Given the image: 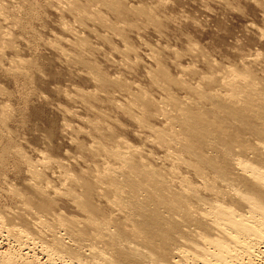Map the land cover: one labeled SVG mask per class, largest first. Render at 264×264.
Wrapping results in <instances>:
<instances>
[{"label":"bare ground","instance_id":"bare-ground-1","mask_svg":"<svg viewBox=\"0 0 264 264\" xmlns=\"http://www.w3.org/2000/svg\"><path fill=\"white\" fill-rule=\"evenodd\" d=\"M145 1L132 0V3L127 0H57L54 4L60 12L59 14L63 13L64 15L66 8L68 12L71 10L81 25L85 23L87 26V22L91 20L90 22H99L103 27L113 30V33L123 41L125 49L121 50L118 46L115 48L113 41V44H110L112 37L106 38V35L102 37L109 43L110 48L113 45L114 50H120L122 58L120 64L128 66L130 60L128 58L136 52L134 46L130 44L129 33L125 32L122 23L129 24V28H133V26L138 28L139 20L145 23L146 21L151 22L158 27L164 26L163 22L160 24L161 18L159 17L160 8L165 9L166 5L163 7V2L158 3L162 0H155L162 7L155 3L151 5L148 2L149 5ZM252 1L256 2L257 6L263 10L261 11L264 16V0ZM103 7L112 14V17L114 15L113 18L116 20L107 19L106 13L104 14L103 9L101 10ZM162 12L166 13V11ZM9 18L7 3L0 0V19L6 21ZM175 20L173 22L177 23L178 19ZM64 22L68 23V21ZM9 23L12 26L9 27L6 24L7 27H5L4 23L0 24V59L3 60L2 46L14 43L10 37L12 32H15L12 31L14 30L12 27H15L16 24L17 28L21 27L17 20L9 21ZM65 23L62 24V28L63 31L66 29L67 34L72 38L69 39L75 45L74 48L72 47L73 52L68 51V48L65 49V46L62 45L64 42L59 41V38L58 41L62 43L58 45L57 41V47L55 43H51L52 40L50 41L52 46L56 47L62 61L75 67L79 66L78 68L87 67L90 72L87 73L89 71L87 70L86 73L89 74L91 82L94 81L95 85L100 83L102 88L99 90L106 93L105 99H102L103 102H110L113 108L121 110L127 117L130 116L129 120L134 121L135 119L146 132L148 130L150 134L143 136L144 139L146 138L145 143L152 142L151 144L160 146L164 150V154L159 156V163H157L154 161V150L152 154V150L147 151L148 148L141 149L143 146L141 148L134 147L126 137L125 139L123 136L121 137L123 134H116L115 131L110 130L106 124L107 113L104 115L97 113L96 106L92 104L88 95L81 93L79 88V92L84 96V108L86 111L95 112L93 116H96V120H93L95 117L93 118L91 115L93 122L89 118V123L93 130L92 135L96 134L98 137L94 138L95 145L89 147L85 143L78 142V147L80 146L83 150L89 148V152L94 157L99 153H104L108 159L116 160L119 166L107 165L105 162L106 164H104L107 166L101 169L98 166L93 168V166H89L91 163H88V169L81 170L79 168L80 171L75 173L64 170L67 166L64 163L66 161L58 160L57 162L54 159L55 164L60 167L59 171L62 172L58 176L61 177L59 180L66 187L59 190L53 186L55 184L51 183L53 179H57V175H53L56 177L52 180L50 179L52 174L49 175L55 167V164L54 167L50 165L53 159L51 160V157L48 159L47 155H44V158L41 157L45 171L41 170V167L37 166L40 161L30 158L23 151L24 148H16L12 151L13 149L10 147L16 142H12L13 136L9 137L8 128H6L8 131H5V128L0 127V160L5 162L6 156L10 155L8 153L15 152L21 162L23 161L29 166L31 173V179L28 178L31 182L25 183L28 185L26 187L30 186V192L22 191L19 187H14L12 190L17 199L14 200L19 202L18 208H15L19 210L11 209V211L6 206L10 213L4 212V210L0 211V229L6 230L8 235L5 236V239L6 237L13 238L19 244V249L17 248L19 253L17 254L11 251H2L0 264H264V81L262 77L257 76L258 71L253 66L254 63H257L255 58L248 60L249 57L244 60L243 71H238L232 65L226 66L217 61V64L211 62L209 66L216 67L215 72L211 76H207L202 71L201 74L206 76L200 75L202 76L200 80L193 83L194 80L191 81L192 78H189L188 75L193 77L200 74L197 66L184 68L180 63L181 57H179V61L176 60L177 58L172 61L173 58H171L172 65L185 75L187 74V78H182V75L179 76L182 74L181 72L177 76L170 71L168 63L166 64L167 58L165 59L164 55H161V50H155L157 54L155 60L153 59L155 65H151L145 76L149 79L150 85L157 87L161 92L156 98L149 90L142 89L140 84L137 86L138 82L135 81L134 85L132 81L125 80L124 77L129 73L121 79L118 77L114 79L99 68L93 63L92 58L85 55L87 53L84 54L86 50L92 52L93 45L85 40V36H82L85 38L82 39L78 31H74L73 24V28L69 29V25L66 27ZM149 23L148 26H151ZM23 27L24 25L20 29ZM157 31V33H161V29ZM162 32L164 31L162 30ZM96 35L100 37L101 34ZM190 40L188 42L190 48L186 47L189 49L186 52L190 51L189 53L194 59V56H200L202 47ZM70 41L69 43H71ZM165 45L163 46L165 47ZM174 49L177 51L176 48ZM174 49L170 50L172 54ZM178 52L177 56H180L182 53ZM196 52L197 54H194ZM17 54L11 58V63L13 65L15 63L16 66L13 67L10 64L7 68V64L4 62L0 65L1 74L8 73L10 67H12L11 70L13 68L20 69V73L25 69L23 72L27 73L26 68L28 67L24 64V59ZM90 54L92 55V53ZM138 56H135L136 59L134 58L137 62L140 61ZM5 68L8 71L4 70ZM36 69L34 70L36 71ZM218 70H220L221 76H218ZM205 79L212 82L204 83ZM213 82H217L216 85H219L220 88L213 87ZM203 84L206 86H202ZM117 92L127 96L128 101H114L115 104L113 100H116L115 93ZM3 94L0 87V97ZM4 96L0 98L3 99L0 101V111L8 109L4 105L6 103ZM209 102L211 105H208ZM101 108H98L99 111ZM136 109L141 111L140 115ZM2 114L10 115V111L0 114V121L4 124L5 119ZM4 125L7 127L6 123ZM110 127L112 129V126ZM72 129L74 131V128ZM148 137L149 139H147ZM4 138L12 145L5 144L2 141ZM108 141L114 143L110 145ZM128 150H131L133 154L129 155L130 151ZM96 159L98 158H95V161ZM126 165L129 169L127 174L122 172ZM50 168L53 170L50 171ZM120 174H124V177ZM176 174L182 176L183 184L180 187L177 185V187H173L170 184L171 176ZM166 186L170 188L168 193H165L169 189L164 188ZM144 189L149 195L147 197L155 203V207L161 209L154 211L153 217L140 208L142 201L139 199L142 198L138 199L137 194L140 195L139 190ZM133 190L135 191L132 192ZM64 205L68 207L73 205L75 210L72 212L70 207L69 210L63 208ZM82 213H86L85 218H83L84 215L81 216ZM58 229H61L62 233L65 230L66 234L70 230L69 239L65 240L66 234L64 238L61 237L62 233L57 234ZM1 234L3 235V233ZM87 241L89 243H86ZM105 241H109L108 244L113 243V246H108ZM86 244L88 245L85 246ZM37 253L45 257L43 262L40 257H37Z\"/></svg>","mask_w":264,"mask_h":264},{"label":"rangeland","instance_id":"rangeland-1","mask_svg":"<svg viewBox=\"0 0 264 264\" xmlns=\"http://www.w3.org/2000/svg\"><path fill=\"white\" fill-rule=\"evenodd\" d=\"M50 1L51 0H48V1L47 0H27V1L26 0H4V2L7 3V14H9L10 18H9V20H6V21L4 19H0V24L4 23L5 27L12 26L9 23V21L14 22V20H17L18 25L21 24L20 25L21 27L24 25L23 29H20L21 27H19V26L17 28V24L15 27H12V29H14L12 31H15V32H12V35H10V37L14 43H13V45L4 44L2 46L1 50H3L2 56L4 57V60L2 58L0 59V65L4 64V62H5L7 64V66H6L7 68H9L8 66H10V64L13 67H15L16 66L15 63H14V65H13V63H11V58L14 57V54L16 55V53H18L20 55V58L24 59V61H25L24 64L26 65V67L29 68V69L26 68V70H28L27 73H25L26 71L23 72V70H25V69H23V70L21 69L22 73H20V69L18 70L16 68H13L11 70L12 67H10V69H8L9 71L7 70V68L4 69V70H7L8 73H4V74L0 73V87L2 89V92L4 93L3 95H5L3 98H5L4 100L6 102V103H4V105L6 106V108H8L4 111H0V114L5 112V111H7V113L10 111V115L5 114L6 116H9L8 118L2 114L3 119H5L4 124L6 123L7 127L1 121H0V127L5 128V131H8V129H9V131L11 133L10 134L8 132L9 137L13 136L12 139H14V140H12V142L13 143L16 142V143H14L15 145H12V143L10 144V143L6 142L5 138L2 141L5 142V144H7V145H9V144L12 145L10 147L11 149H13L12 151H14L16 148H22V149L24 148L23 151L26 152V154L30 158H32L33 160L35 159V160L40 161V162L38 161L39 164L37 166H38V168L41 167V170L45 168L43 161H42L43 159H41V157L44 158L43 157L44 155H47L48 159H49V157H51V160L53 159V161H52L53 164L50 161L51 166L54 167V164L56 163V161L54 159H56L57 162H58V160L59 161H66L64 163L67 166L64 168V170H68L70 172L73 171L75 173H76V171H78V172L80 171L79 168H81V170L82 169H88V165L90 163L91 164L89 166H93V168L94 167L96 168L98 166L101 169H102V167L105 168L108 164L119 166V163L116 160L108 159L107 157H105L104 153H99L98 156L96 155V157H94V155L92 156L91 155L92 153L89 152V150H90L89 148L88 149L85 148V150H83V148H80V146L78 147V144H77L78 142L85 143L86 146L91 147V146L95 145L94 138L98 137V135H96V134L92 135L93 130L90 128L91 123H89V121H90L89 118L91 119V115L93 118L95 117L93 120H96V116H93V115H95V112L94 111H86V109L83 106V97L84 96L81 93L88 95V98L90 99L92 104L94 106H96L95 110L97 109V111H96L97 113H100L101 115H104L105 113H107L108 116H107L106 124H107V127L109 126L110 130L115 131L116 134H120V135L123 134V135H121V137L123 136L124 139L126 137L128 142L130 144L132 143V145L134 147L139 146L141 148L143 146L141 149L146 150L148 148L147 151L152 150V152H151L152 154L155 151L154 161H156L157 163H159L158 162L159 156H162L164 154V150L160 146L159 147L155 146L154 144H151L152 142L150 144L148 142L145 143L146 138L144 139L143 136H145L146 134H150L148 130L146 132L144 127H141L135 119H134V121L129 120L128 117H130V116L127 117V115L125 113H123L121 110L113 108L111 106L110 102H106V101L103 102V100L105 99L104 97H105L106 93L103 92L101 89L99 90V88H102L100 86V83L97 82L98 84L95 85L94 81L91 82V80L89 79V74H87L90 72V70L87 67L85 68V66H83V67L78 68L79 66H76L77 67V69H76L75 66L70 65L68 62L64 63L62 61V58H60L59 54L57 53V51L55 49L57 47L56 42L58 41V38H59V41H63L64 43L69 44V45H67V44H64V43L58 41V45L60 43H62L63 47L65 46L64 47L65 49L68 48L67 49L68 51L73 52L72 49L75 47V45L70 41V39H72V38L67 34L66 29H64V31H63L62 24L64 25V23H65L64 21H66V22L68 21V23L67 24L65 23V25H66V27H67V25L71 26V27L68 26L69 29L73 28L72 27V24H73L74 31H76V32L78 31V33L82 39L84 38L82 36H85L86 39L85 38L84 39L87 40V42H89V44L91 43L93 45L94 50L92 49L93 50L92 52L87 51V50L84 52V54L87 53V54H85L86 56L92 58L93 63H95L97 66H99V68H101L105 72H107L114 79H117L115 77H118L121 79V77H124L127 73H129L124 77L125 80H128V81L130 80V82L132 81V83H134V85L136 82H138L137 86H139V84H140V86H142L141 87L142 89L149 90V92L152 94V96L156 97V98L159 97L161 92L158 91L157 87L151 86L149 79H147V77L145 76V74L147 73V70L151 68V65H153V66L155 65L154 60L157 56L155 50H158V51L161 50L160 52L162 54L161 53L160 54L164 55L165 59L167 58L166 64L168 63L167 64L168 68L175 75L177 74V76H178V74H180L179 72H181V70L179 71V69L175 68V66L172 65V63L170 62L171 60L173 61L175 58H177L176 60L179 61V57H181L180 63H182L184 68H189V67L195 68L197 66L196 68L200 74L194 75L193 77H191L190 74L188 75L189 78H192V79H190L191 81L194 80V81H192L193 83L198 82L202 76H206V75L211 76L215 72V70L217 68L216 67H210L209 63H211V62H214L215 64H217L216 63V61H217L219 63L221 62L222 64H224L226 66L232 65L238 71H243L244 70L243 64L245 63L244 60L245 59L247 60L249 57L250 58L248 60H250V59L253 60L252 58H255L254 60L257 63H254L253 66L258 71L257 76L259 78L262 77L263 78L262 80L264 81V36H263L264 30H262V29H264V16H263V12H262L263 10L261 8H259L257 6L258 4L252 0H222V1L221 0H162L159 2L155 1V0L154 1L153 0H146L145 2L146 3L149 2L151 5L154 3L157 4V2L158 3L163 2V4H164L163 7L166 5L165 7L167 9L166 8L165 9L160 8L161 12H160V17H159L162 19V20L160 19V24L163 22L164 26L158 27L155 24H153L151 22L149 23L147 21H146V23H147V25H146L145 22H141L139 20L140 22L138 21V25H137L138 28H136V27L134 28V26H133V28H129L130 27L129 24L122 23V26L124 27L125 32L127 34L129 33L128 36L130 39V44L134 46L135 52H136V53L131 54L130 58H128V60L130 59L128 66L125 64L124 65L120 64V61L122 59L120 50L119 51H118V49L114 50L113 45L110 48L109 43H107L106 40H104V38L102 37L103 35H106V38L112 37L110 44H113L112 43V41H113L115 44V48H117V46H118V48L121 50L125 49L126 46L123 44V41L120 40V37L118 35L116 36L113 33V30H110L109 27H103L101 24H99V22L98 23L94 22V21L90 22L91 20L90 21L87 20L88 21L87 26L85 25V23H83L82 25H85V26L82 27V25L75 19V16L71 12V10L68 9L69 10V12H68L67 8H66L65 9L66 13H64V15H63V13L59 14L60 12L57 10V7L54 4L55 1H57V0H55V1L52 0V2H50ZM127 1L132 2V0H127ZM221 2H223V3H221ZM50 4H52V5H50ZM135 4H137V2H135ZM157 5H160V4H157ZM20 6H21V8H20ZM170 7H172V8H170ZM32 9H34V10H32ZM105 9L106 8H104V7L101 8V10L104 11V14L106 13V15L108 17V18L107 17L106 18L111 20V21H114V19L116 20V18H113L114 15L112 17V14L110 12L108 13ZM167 10L169 13L167 12ZM169 10L172 11V14H170L171 11H169ZM182 10H184V11H182ZM162 11H166V13H168V14H166ZM161 14L164 16H162ZM165 16L167 19L165 18ZM174 17L176 18V20L178 19L177 23L173 22L175 20ZM18 18H19V20L21 18V20L19 21ZM11 19H13V20H11ZM60 19H62V20L60 21ZM63 19H65V20H63ZM8 23H9V25H8ZM96 23H97V26L95 25ZM148 23L151 26H148ZM6 24H7V26H6ZM126 25H127V27H126ZM177 25H179V26H177ZM91 27L94 28L93 29V31L95 30L94 32L93 31L91 32V30H92ZM88 28H90V29H88ZM158 28L161 29L162 34L157 33L158 32L157 30H160ZM135 29L137 32L135 31ZM162 30L164 32H162ZM16 31H18V32H16ZM92 33H94V34H92ZM131 33H133V34H131ZM154 33H156V34H154ZM63 34H65V35H63ZM96 34H99V35L101 34V35L99 37ZM54 35H56L58 37H56ZM137 36H138V38H137ZM96 37H99V38H96ZM56 38H57V40H56ZM60 38H62V40H60ZM67 39H68V41H67ZM64 40L67 42H65ZM88 40H90V41H88ZM189 40L193 41V43L196 42V44H199L200 47H202L201 48L202 51H201L199 57L194 56V59H193V57L189 53L190 51L186 52L189 50L186 48V47L190 46V45H188ZM50 41L53 44L55 43L56 47L52 46L53 44H51ZM69 41L71 43H69ZM132 41H133V43H131ZM15 43H16V45H15ZM148 43H149V45H148ZM142 44H144V45H142ZM153 45H154V47H153ZM163 45H165V47ZM183 45H185V46L183 47ZM68 46H71V47H68ZM156 46H157V48H156ZM172 47L176 48L177 51ZM158 48H160V49H158ZM165 48H166V50H165ZM8 49H10V50H8ZM173 49L175 50V51H173V54L176 53V55H173L171 53V51ZM151 50H152V52H151ZM5 51H6V53H5ZM178 51H180L182 53V54H180V56H177V54H179ZM14 52H16V53H14ZM89 52L92 53V55ZM184 52H186V53H184ZM4 54H7V55H4ZM184 54H186V55H184ZM194 54H197V52ZM94 55H95V57H94ZM106 55H107L108 59L105 58ZM137 55H139L138 57L140 58L139 62H137V60H134L135 56H137ZM110 58H111V60H110ZM168 58H169V60H168ZM171 58H173V59H171ZM131 60H133V61H131ZM116 63H117V65H116ZM193 64H195V65L193 66ZM129 65L131 66L132 69L129 68L130 67ZM3 66H2V69L5 67V66L4 67ZM36 67H37V69H36ZM127 67H128V70H127ZM118 68H120V69H118ZM34 69H36V71ZM87 70H89V71L87 72ZM37 71H39L40 73ZM76 71H78V72H76ZM117 71H118V73H117ZM202 71L205 72L206 75L201 74ZM36 72H37V74H36ZM217 72L219 74L220 70H218ZM181 73L182 74L179 75L180 77L182 75V78L183 77L187 78V74L185 75L183 72H181ZM13 74H15V75H13ZM17 75H18V78H17ZM20 75H21V77H20ZM119 75H121V76H119ZM200 75H202V76H200ZM198 76H200V77L197 78ZM218 76H221V75L219 74ZM144 77H146V78L144 79ZM208 81H210V80L209 79L203 80L204 83H207ZM210 82H212V81H210ZM216 84H217V82H213V87H216V89L220 88V86L216 85ZM134 85H132V86H134ZM202 86H206V85L203 84ZM79 88L81 90V93L79 92ZM172 88L174 91H176L173 86H172ZM89 92H91V93H89ZM92 93L94 94V96ZM95 94L96 95L98 94V95L96 96ZM122 94H120V93L118 94V92L115 93L116 100H113V102L114 101L121 102V100H122V102L128 101L127 96L125 97L124 94L123 95ZM3 95H1L0 98H2ZM79 95H82V96H79ZM77 97H80V98H77ZM97 97H98V99H97ZM99 99H100V101H99ZM1 100H3V99H0V101ZM210 103L211 102H209L208 105H211ZM98 108H101L100 111L102 110L101 111L102 113L99 111ZM136 112L138 113V115H140L141 111L139 109L138 110L136 109ZM122 113H123V115H122ZM130 119H132V118H130ZM86 120H87V122H86ZM93 120L91 122H93ZM114 120H116L117 122ZM126 120H127V122H126ZM114 123H117V124H114ZM67 124H68V126H67ZM64 126H65V128H64ZM110 126H112V129ZM139 127H141V128H139ZM6 128H8V129L6 130ZM72 128H74V131H72L73 130ZM76 132H77V134H76ZM81 132H82V134H81ZM73 139H75V140H73ZM147 139H149V137ZM108 142L110 145H112L114 143L113 141H108ZM149 145H151V146H149ZM176 150H178V149H176ZM12 151L10 153H8L10 155L7 154L8 156H6L5 162H4V160H0V192H1L0 193V211L4 210V212L6 211L7 213H10L11 209L13 211L19 210V209H16V208H18L17 206L19 205L18 204L19 202L17 203V201H15L17 199H16V196L13 194V191H12L14 187H19L20 190L26 191V192L31 191L30 186L28 188V187H26L27 184H25L26 182L27 183L29 182L28 178L31 179L30 178L31 173L29 171V166L27 164H25V162H23V161H22L23 162L22 163L20 158L16 156L15 152H12ZM128 151H130V152H128L129 155L133 154L131 150H128ZM49 154H50V156H49ZM95 158H98V159H96V161L98 160L97 162L95 161ZM89 159H91V160H89ZM80 161H81V163H80ZM105 162H107V165H105L106 164ZM71 163H73V164H71ZM85 165H86V167H85ZM26 166H28V167H26ZM68 166L70 168H72V167H74V168H72V170H70V168ZM75 167H77V168H75ZM58 168L60 169L58 164L57 165L55 164V167L53 168L54 170L52 168H50L49 170L50 171L53 170V171L51 173L50 172H48V173H50L49 175L52 174V176L57 175V179L55 178L56 176L55 177L49 176V177L51 180H52V178L56 179V180L53 179L52 181L54 183L52 181H51V183L55 184V185H53L55 188L61 190L62 188H66V187L63 185V182L59 180V179H61V177H58V176H60V174L62 172H60L61 170L59 171ZM55 169H57V170L55 171ZM61 169L63 170V168H61ZM44 171H45V169H44ZM57 171H59V172H57ZM127 171H129V169H127V165H126L122 172L127 174ZM53 172H54V174H53ZM122 172L120 171V173H122ZM75 173H72V174H75ZM120 175L124 177V174L123 175L120 174ZM176 178H178V179H176ZM25 179H27V180H25ZM170 181H171L170 184H172L173 187L176 185L178 187H180L181 184H183L182 183L183 182L182 176L180 174L172 175L170 178ZM30 182H31V180H30ZM121 182H124V181L121 180ZM56 183H58V184H56ZM164 188H169V187L166 186ZM8 190H11V191H8ZM134 191L135 190H133L132 192H134ZM139 191L141 193L137 192V193H140V195L139 194H137V195H138V199L142 198V199H139L140 201H142V204H141L142 206H140L141 210H144L145 213H147V214H149V216L153 217L154 216L153 212L156 210L159 211L161 209L156 208L155 203L152 202V199L147 197L149 195L146 193V189L139 190ZM169 191H170V188L165 193H168ZM125 192H127V191H125ZM11 193H12V195H11ZM6 206L8 207V209H10L9 211H8ZM69 207L67 205L63 206V208H66L68 210L70 209L72 212L75 210L73 205H70ZM83 215H84L83 218H85L86 213L81 214V216H83ZM26 216H27V214H26ZM19 223H20L19 225H21V222H19ZM2 229H0V232L3 233V235L0 233V263L2 262V258H1L2 251L3 252H4V250L5 251H11V252H14L15 254L19 253V251H18V249H19L18 245L19 244H17L13 238L6 237L7 240L9 238V240L7 241L5 239V236H8L6 233L7 231L6 230L4 231V229L2 231ZM59 231H56V233L61 234L62 230L60 229ZM68 233H70V230L68 231ZM68 233L66 234L65 230H63V233H62L63 235L62 236L59 235V236L64 238V235L66 234L65 240H68L69 239ZM70 235H71V233H70ZM48 237H50V236H48ZM88 241L86 243H89ZM105 243H107L108 246H110V245H111V247L113 246V243L108 244V243H110L109 241H105ZM87 245L88 244H86L85 246H87ZM36 255L38 258L40 257L42 262L45 260V257H43V255H41L40 253H37ZM17 258H18V256H17ZM263 259L260 261L262 262ZM263 263H264V261H263Z\"/></svg>","mask_w":264,"mask_h":264}]
</instances>
